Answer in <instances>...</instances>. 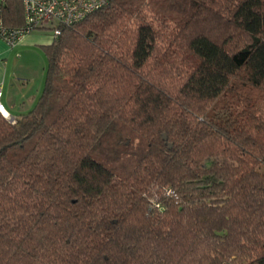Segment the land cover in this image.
Listing matches in <instances>:
<instances>
[{
  "label": "trees",
  "instance_id": "obj_1",
  "mask_svg": "<svg viewBox=\"0 0 264 264\" xmlns=\"http://www.w3.org/2000/svg\"><path fill=\"white\" fill-rule=\"evenodd\" d=\"M44 53L0 111V264H264V0H107Z\"/></svg>",
  "mask_w": 264,
  "mask_h": 264
},
{
  "label": "crops",
  "instance_id": "obj_2",
  "mask_svg": "<svg viewBox=\"0 0 264 264\" xmlns=\"http://www.w3.org/2000/svg\"><path fill=\"white\" fill-rule=\"evenodd\" d=\"M52 40L48 29L27 33L12 47L0 39V102L5 117L15 119L34 106L45 79L44 47Z\"/></svg>",
  "mask_w": 264,
  "mask_h": 264
},
{
  "label": "built area",
  "instance_id": "obj_3",
  "mask_svg": "<svg viewBox=\"0 0 264 264\" xmlns=\"http://www.w3.org/2000/svg\"><path fill=\"white\" fill-rule=\"evenodd\" d=\"M4 2L5 0H0V39L12 47L22 36L37 29H48L54 38L59 26L82 20L103 8L107 0H20L23 23L13 27L5 25L1 17V5ZM1 96L0 89V98ZM2 108L0 102V111Z\"/></svg>",
  "mask_w": 264,
  "mask_h": 264
},
{
  "label": "water",
  "instance_id": "obj_4",
  "mask_svg": "<svg viewBox=\"0 0 264 264\" xmlns=\"http://www.w3.org/2000/svg\"><path fill=\"white\" fill-rule=\"evenodd\" d=\"M10 119H11V118H10ZM163 138H164V139H166V136H165V135H163ZM169 147H171V145H169Z\"/></svg>",
  "mask_w": 264,
  "mask_h": 264
},
{
  "label": "rangeland",
  "instance_id": "obj_5",
  "mask_svg": "<svg viewBox=\"0 0 264 264\" xmlns=\"http://www.w3.org/2000/svg\"><path fill=\"white\" fill-rule=\"evenodd\" d=\"M7 118V117H6ZM10 120V118H8Z\"/></svg>",
  "mask_w": 264,
  "mask_h": 264
}]
</instances>
